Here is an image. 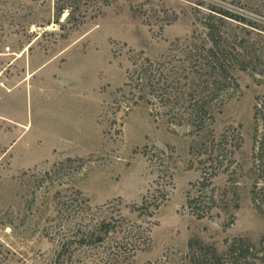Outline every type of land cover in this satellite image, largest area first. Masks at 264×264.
<instances>
[{
  "label": "rangeland",
  "instance_id": "rangeland-1",
  "mask_svg": "<svg viewBox=\"0 0 264 264\" xmlns=\"http://www.w3.org/2000/svg\"><path fill=\"white\" fill-rule=\"evenodd\" d=\"M64 1L69 20L67 10L57 16L63 0H0V264H55L59 217L80 197L90 214L142 234L122 264H190V240L219 254L237 238L257 244L264 0ZM213 8L244 19L234 33L256 70L232 72L239 90L215 115L213 134L197 136L144 101L133 106L124 84L138 56L160 61ZM213 144L224 161L202 187L213 162L204 147ZM153 198L158 209H137ZM107 244L73 245L66 264H104Z\"/></svg>",
  "mask_w": 264,
  "mask_h": 264
},
{
  "label": "trees",
  "instance_id": "trees-1",
  "mask_svg": "<svg viewBox=\"0 0 264 264\" xmlns=\"http://www.w3.org/2000/svg\"><path fill=\"white\" fill-rule=\"evenodd\" d=\"M65 2L57 6V16L67 10L69 20L73 7ZM243 20L229 11L213 8L193 25L192 35L179 47L169 50L160 61L138 56V62L127 71L124 84L127 100L133 106L144 101L157 115L167 117L191 134L212 135L215 115L239 90L232 72L235 69L256 70L253 56L246 52L244 39L234 33L237 27L233 28V24ZM253 119L257 131L253 156L257 180L251 195L256 210L264 219V94L255 99ZM194 148L191 147V151ZM204 152L208 155L206 160L213 162L210 172H206L208 168L203 169L202 187L210 183L207 177L215 172L212 165L219 168L225 157L221 144L208 145ZM157 202L156 198L144 200L137 209L147 213L149 208L160 207ZM196 202L190 200L188 206ZM73 203V214L59 217L61 221L55 234L60 241L55 264L69 262L73 245L88 247L108 243L104 264H122L138 249L140 232L126 230L123 220L113 216L90 214V208L81 197ZM120 233L122 236L117 237ZM188 256L190 264H264V236L257 244L237 238L222 254L212 245L190 240Z\"/></svg>",
  "mask_w": 264,
  "mask_h": 264
}]
</instances>
